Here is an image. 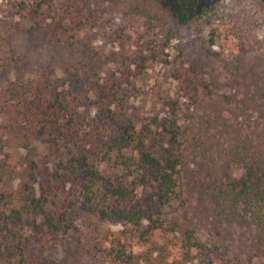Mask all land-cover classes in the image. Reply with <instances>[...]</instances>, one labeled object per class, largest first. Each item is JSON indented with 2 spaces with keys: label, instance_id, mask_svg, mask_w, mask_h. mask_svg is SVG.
Returning a JSON list of instances; mask_svg holds the SVG:
<instances>
[{
  "label": "trees",
  "instance_id": "16d2710c",
  "mask_svg": "<svg viewBox=\"0 0 264 264\" xmlns=\"http://www.w3.org/2000/svg\"><path fill=\"white\" fill-rule=\"evenodd\" d=\"M7 1L33 22L15 27L23 44L67 45L80 67L88 68L94 34L79 35L73 42L64 37V25L79 14L76 0H63L61 11L52 15L48 13L52 0ZM103 1L118 19L160 33L164 44L173 36V19H190L194 25L205 22V38L183 44L187 69L178 77L183 81V104L169 101L171 117L166 121L154 114L134 125L125 116L114 155L104 148L81 150L69 158V191L62 189L66 179L52 183L46 177L40 188H47V195H34L31 181L39 169L2 153L0 180L7 176L19 182L14 192L7 189L0 195V260L59 264L41 252L64 243L94 249L80 231L70 235L73 240L64 238L68 222L50 212L56 207L54 199L72 194L67 206L79 203L86 214L125 226L148 242L149 249L171 257V264L192 259L200 264H264V35L257 38L255 29L256 21L264 24V0H258L253 10L233 6L229 32L237 41L226 53L213 50L217 34L213 21L223 16L218 5L188 11L175 0ZM39 15L49 21H35ZM9 52L14 54L12 47ZM67 108L55 95L46 105L48 124L67 131L71 122L70 116L63 117ZM52 131L43 138L45 146L57 145ZM104 165L108 172H102ZM233 170L240 173L234 176ZM38 215L42 219L34 220ZM27 216H32L30 223H25ZM35 245L38 251L31 250ZM114 257L124 264L137 262L123 251Z\"/></svg>",
  "mask_w": 264,
  "mask_h": 264
},
{
  "label": "rangeland",
  "instance_id": "374dc122",
  "mask_svg": "<svg viewBox=\"0 0 264 264\" xmlns=\"http://www.w3.org/2000/svg\"><path fill=\"white\" fill-rule=\"evenodd\" d=\"M76 1L80 19L77 17L66 22L64 37L73 42L79 35L94 34L90 52L92 60L85 69L80 67L67 45L31 48L23 44L15 27L22 29L33 25L30 15L7 0H0V157L6 152L35 165L37 171L39 169V173L32 177L35 182L31 181L36 196L47 195V188H40V182L46 177L52 183L66 179L62 189L69 191L67 162L81 150L106 148L114 155L125 129V116L134 125L147 121L154 114L164 121L170 119L171 108L167 103L178 100L183 104V81L178 78L187 69L183 44L204 39L208 29L205 22L199 24L198 21L194 25L190 19L183 22L173 19V36L164 44L160 33L148 32L138 23L131 24L127 18L118 19L117 12L108 11V3L103 0ZM175 2L180 9L188 11L200 6L218 5L223 16L213 21L212 27L217 33L213 50L226 53L237 41L229 32L233 6L253 10L258 0ZM62 8L63 0H52L48 13L52 15ZM41 17H35V21H49ZM201 19L206 20L207 17ZM263 27L264 24L256 21L257 38L264 35ZM10 47L14 54H10ZM55 95L68 105V112L63 116L64 119L71 118L67 131L64 127L55 129L47 122L46 105L53 101ZM179 114L180 111H176L175 115ZM50 130H53L51 135L56 136L55 147L43 144V138ZM164 135L166 139L168 135ZM101 169L108 172L109 166H101ZM239 173L240 170L232 171L234 176ZM18 182L15 177L2 178L0 195L7 189L14 192ZM66 198L54 199L55 210H50L55 218L64 217L68 222L70 228L64 233V238L73 240L70 235L80 231L95 248L84 249L74 244L69 248L64 243L63 246L54 245L42 254L55 258L59 264H124L114 257L123 251L135 256V264H171V257L164 258L159 251L149 249L148 242L139 240L125 226L100 221L86 214L79 203L67 206L74 197L70 194ZM42 217L38 215L33 219ZM31 220L32 216H27L25 223ZM121 246L125 249H120ZM31 250L39 249L35 245ZM0 264L6 263L0 260ZM180 264L200 263L192 259Z\"/></svg>",
  "mask_w": 264,
  "mask_h": 264
}]
</instances>
